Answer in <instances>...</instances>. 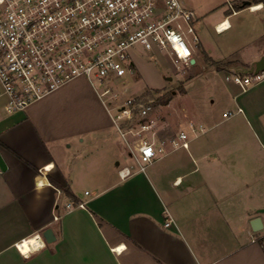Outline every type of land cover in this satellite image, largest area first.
Returning <instances> with one entry per match:
<instances>
[{
	"label": "crops",
	"instance_id": "0c3cea01",
	"mask_svg": "<svg viewBox=\"0 0 264 264\" xmlns=\"http://www.w3.org/2000/svg\"><path fill=\"white\" fill-rule=\"evenodd\" d=\"M181 1L197 17L188 69L226 76L262 62V2ZM213 83L219 114L172 98L164 107L173 119L161 117L170 135L190 122L206 131L126 177L128 150L86 78L21 111L0 101V264H264V226H251L257 216L264 225V80L245 90ZM69 201L85 206L68 209ZM48 228L52 242L42 236ZM31 237L45 244L24 255L16 245Z\"/></svg>",
	"mask_w": 264,
	"mask_h": 264
},
{
	"label": "built area",
	"instance_id": "2783aa9c",
	"mask_svg": "<svg viewBox=\"0 0 264 264\" xmlns=\"http://www.w3.org/2000/svg\"><path fill=\"white\" fill-rule=\"evenodd\" d=\"M196 18L181 0H0V101L8 112L21 111L84 77L106 105L132 159L121 168L122 176L144 171L168 152V145L189 148L191 134L206 128L190 122L188 129L162 135L164 127L154 115L157 97H123L119 86L135 72L132 53L138 46L189 64L193 49L188 35L198 40ZM225 78L245 90L264 80V68L232 71ZM223 115L231 117L234 111ZM84 206L66 204L68 209ZM27 240L16 245L24 255L45 244L37 239L25 251Z\"/></svg>",
	"mask_w": 264,
	"mask_h": 264
},
{
	"label": "rangeland",
	"instance_id": "374dc122",
	"mask_svg": "<svg viewBox=\"0 0 264 264\" xmlns=\"http://www.w3.org/2000/svg\"><path fill=\"white\" fill-rule=\"evenodd\" d=\"M132 58L136 67L135 72L126 76V84L119 86L121 89V96L126 97L151 93L154 97H157L154 103V115L159 120L160 125L164 127L161 131L162 135H170L166 132L162 119H166L169 122L173 117H171V108L165 109V104L159 102V98L161 97L170 95L173 97L174 103H179L181 105L191 104L196 106L202 102L205 103V106L208 107L210 111L214 112V115L221 112L224 103L217 101L213 107L211 100L212 98L217 100L218 95L216 92L217 89L215 88L217 86L213 85V81H215L216 84L217 80L219 83L225 82V75L222 72L215 73V71L210 70L191 71L185 64L175 62L166 52L159 51L153 54L145 51L140 46L136 47L133 51ZM184 86L186 90L182 92ZM232 111L235 113V110ZM235 115L236 113L227 119L233 121L237 118ZM193 119L199 122L198 119ZM204 124L210 129V123L207 122ZM246 132L247 133H244V138L248 141V145H250L252 133ZM244 138H242L243 141ZM119 139L123 145H125L120 134ZM229 145H238V143L233 141ZM128 154L126 156H128L131 161L132 159Z\"/></svg>",
	"mask_w": 264,
	"mask_h": 264
},
{
	"label": "water",
	"instance_id": "95a60500",
	"mask_svg": "<svg viewBox=\"0 0 264 264\" xmlns=\"http://www.w3.org/2000/svg\"><path fill=\"white\" fill-rule=\"evenodd\" d=\"M250 2H251L250 0H245L244 4H250ZM262 68H264V59H262L261 63H257L256 69H252L251 71H253V70L258 71ZM259 212H264V208L259 209ZM251 226H252L253 230H255V231L261 230L264 226L263 222H262V218L260 216L253 218L251 221ZM42 236L44 237V239L47 242H52L56 238V236H55V234L51 228L46 229L42 233Z\"/></svg>",
	"mask_w": 264,
	"mask_h": 264
},
{
	"label": "trees",
	"instance_id": "16d2710c",
	"mask_svg": "<svg viewBox=\"0 0 264 264\" xmlns=\"http://www.w3.org/2000/svg\"><path fill=\"white\" fill-rule=\"evenodd\" d=\"M252 2V4H256V3H260L262 2L263 3V6H264V0H250ZM173 97L168 95L167 97H161L159 98V102L163 103V104H168L170 102V100L172 99ZM66 192L69 193V190L68 188H65Z\"/></svg>",
	"mask_w": 264,
	"mask_h": 264
},
{
	"label": "bare ground",
	"instance_id": "6f19581e",
	"mask_svg": "<svg viewBox=\"0 0 264 264\" xmlns=\"http://www.w3.org/2000/svg\"><path fill=\"white\" fill-rule=\"evenodd\" d=\"M260 6H261V4L258 5L257 7H260ZM35 241H37V238L31 237L30 240L25 241L24 245L22 246V249L26 251L27 248L31 245V243H35Z\"/></svg>",
	"mask_w": 264,
	"mask_h": 264
}]
</instances>
